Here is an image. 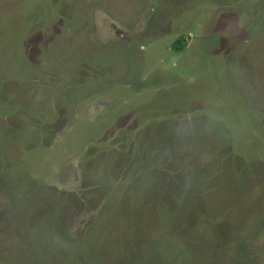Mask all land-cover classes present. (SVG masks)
I'll list each match as a JSON object with an SVG mask.
<instances>
[{
  "label": "rangeland",
  "instance_id": "rangeland-1",
  "mask_svg": "<svg viewBox=\"0 0 264 264\" xmlns=\"http://www.w3.org/2000/svg\"><path fill=\"white\" fill-rule=\"evenodd\" d=\"M0 264H264V0H0Z\"/></svg>",
  "mask_w": 264,
  "mask_h": 264
},
{
  "label": "trees",
  "instance_id": "trees-1",
  "mask_svg": "<svg viewBox=\"0 0 264 264\" xmlns=\"http://www.w3.org/2000/svg\"><path fill=\"white\" fill-rule=\"evenodd\" d=\"M183 48H184V46L183 47H180V46H177V45L174 47V49L176 51H181Z\"/></svg>",
  "mask_w": 264,
  "mask_h": 264
}]
</instances>
